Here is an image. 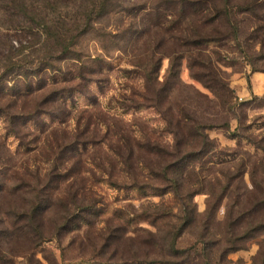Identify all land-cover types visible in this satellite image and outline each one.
I'll return each instance as SVG.
<instances>
[{"label": "trees", "instance_id": "obj_1", "mask_svg": "<svg viewBox=\"0 0 264 264\" xmlns=\"http://www.w3.org/2000/svg\"><path fill=\"white\" fill-rule=\"evenodd\" d=\"M234 9L253 16L252 39L264 51V0H0V120L25 155L30 150L24 133L29 131L47 168L44 175L17 164L9 168L11 158L2 151L7 143L0 139V264H17L19 258L33 264L32 254L74 220L89 223L76 216L91 210L86 197L63 187L72 171L68 160L83 164L91 149L102 150V140L63 130L67 121L84 120V115L89 127L95 126L96 140L103 126L109 129V163L121 167L128 181L119 183L112 175L111 185L148 192L160 203L143 208L137 217L149 228L131 230L134 220L128 215L95 258L76 264H230L232 254L256 241L261 248L252 264H264V155L220 160L223 152L209 134L230 130L236 111L224 66L206 49L210 43L239 41L244 34L232 19ZM126 16L134 17L131 28L143 27L138 41L121 30ZM111 19L118 30L104 33L100 27ZM221 25L228 30L219 29ZM91 35L101 53L88 56L81 42ZM121 43H133L139 51L128 73L144 81L141 91L131 89L124 110H157L173 137L171 144L161 136L136 135L122 119L105 114L99 101L84 115L75 114L76 96L89 97L86 85L114 70L111 53L124 50ZM165 59L169 68L162 79ZM185 63L191 79L209 93L183 81ZM251 65L258 73L256 64ZM253 144L264 153V139ZM199 195L207 196L204 214L195 203ZM225 204L220 234L216 221ZM47 218H52V231ZM194 229V246L179 248L181 238Z\"/></svg>", "mask_w": 264, "mask_h": 264}, {"label": "rangeland", "instance_id": "obj_2", "mask_svg": "<svg viewBox=\"0 0 264 264\" xmlns=\"http://www.w3.org/2000/svg\"><path fill=\"white\" fill-rule=\"evenodd\" d=\"M154 1L160 3L166 0ZM231 14L232 19L237 21L244 30V34L240 35L239 41L231 38L219 43H210L206 48L209 55L214 59L221 60L224 66L223 70L226 72L225 77L236 96V111L232 119L231 129H217L209 133L211 138L220 146L219 150L223 152L222 155L220 154V160H231L233 155L234 158H240L244 153L264 155L263 151L258 150L253 144L254 141L260 142L264 139V92L261 94L260 89H255L256 84L252 80L254 74H264V51L258 43L259 41L252 39L255 30L253 16L243 10L237 9L232 10ZM140 15L144 17L142 15H145V13H140ZM133 18L126 16L124 27L121 30H129L127 38L138 41L142 38L140 33L143 27L137 26V28H131V24L134 23ZM103 25L100 28L104 29V33H114L118 30L116 28L119 27V24L114 19L106 20ZM109 26L112 27L107 28ZM219 29L222 31L228 30V28L222 25ZM130 44L126 46L121 43L120 46H123L124 50L118 52L114 49L112 51V56L117 60L114 61V70L111 73L99 75L97 83L86 85V88L89 87V97L81 95L84 93H79L76 96V111L78 112H75V114H79L78 117L84 115L85 110L93 108V102L99 101L105 114L122 119L124 125L132 128L136 135L142 136L144 132V134L153 137L161 136L164 143L171 144L173 137L167 133L166 123L157 110L153 108L124 110V107L130 104L125 98L132 96L131 89L141 91L144 86V81L141 77L128 73L129 70H133L130 65L133 56L140 54L137 49L131 47L133 43ZM81 48L88 56L89 54L93 56L101 53V45L98 44V39L95 35L83 39ZM252 62L256 64L255 68L259 70L258 73H253ZM168 68L169 60L165 59L161 72L162 79H164ZM54 74L59 76L58 72ZM48 76L51 77L50 73ZM182 79L187 84L195 85L200 91L209 93L201 84L191 79L187 63L183 67ZM14 80L8 81L10 88L14 86ZM84 117L85 120L87 115H84ZM47 120L49 125L50 120ZM84 120L75 118L69 120L63 130L68 131L70 135L82 133L85 139L88 140H102L100 143L102 150L91 149L88 156L84 157L83 164H75L72 159L68 160L66 166L68 167V171L70 168H72V171L69 174L70 179L66 183L63 181L65 183L63 187L64 190L68 188L67 192H71V188L73 187L79 194H83L86 197H84L85 203L89 204L91 210L84 213L78 212L76 216L88 220L89 223L85 224L82 221L77 222L74 220V222L61 231L59 237L48 240L42 248L32 254L31 259L33 264H76L95 258V252L101 249L112 232L118 230L120 224L128 215H130L131 220H134L131 230H135V228L137 230V227L149 228L147 223L139 221L137 217L141 215L143 208L147 209L151 205L160 203L159 199L152 198V195L148 192L143 193L138 190L127 189L119 190L111 185L110 178L112 175L114 180L119 183L121 181L122 184H125L128 181L126 180V174L121 171V167L113 168L109 163V154L105 144V138L110 133L109 129L103 126L96 140L95 126L89 127L87 120ZM79 124L81 125L79 126ZM237 129L239 130L238 132ZM28 132L26 131L24 134L27 136L25 140L30 152L29 155H25V151L20 147V142L7 130L6 124L0 120V139H4L7 143L2 151L11 158L9 168L15 167L17 164L20 167H29L32 172L40 169L44 175L47 169L43 163L44 157L42 154L40 155L39 150H36L33 137L28 135ZM20 173L24 176L25 172L21 170ZM9 175L13 177L14 171H11ZM246 181L249 185L250 178L248 175L246 176ZM68 195L70 196V194ZM195 203L198 211L204 214L207 208V196H197ZM226 204L220 210L216 221V230L220 234L223 232ZM51 220L52 218H47L49 231H52L54 228ZM195 232L194 229L191 232L185 233L179 241V248L194 246L196 240L193 235ZM260 244V241H256L250 245L248 250L232 254L229 257L230 264H252L254 258L259 253ZM16 263L27 264L22 258L17 259Z\"/></svg>", "mask_w": 264, "mask_h": 264}, {"label": "crops", "instance_id": "obj_3", "mask_svg": "<svg viewBox=\"0 0 264 264\" xmlns=\"http://www.w3.org/2000/svg\"><path fill=\"white\" fill-rule=\"evenodd\" d=\"M252 80L254 81V84H256L255 89H260V93L263 94L264 92V74L263 75H256L254 74ZM256 93V92H255Z\"/></svg>", "mask_w": 264, "mask_h": 264}]
</instances>
